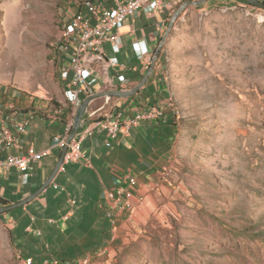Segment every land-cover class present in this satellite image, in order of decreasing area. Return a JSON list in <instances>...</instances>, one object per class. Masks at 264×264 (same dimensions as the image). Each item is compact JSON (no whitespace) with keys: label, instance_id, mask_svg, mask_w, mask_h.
I'll return each instance as SVG.
<instances>
[{"label":"rangeland","instance_id":"obj_1","mask_svg":"<svg viewBox=\"0 0 264 264\" xmlns=\"http://www.w3.org/2000/svg\"><path fill=\"white\" fill-rule=\"evenodd\" d=\"M78 1L0 0L1 85L39 104L65 98L61 31ZM162 49L181 110L174 166L86 264H264V10L186 6ZM0 264H21L1 221Z\"/></svg>","mask_w":264,"mask_h":264},{"label":"crops","instance_id":"obj_2","mask_svg":"<svg viewBox=\"0 0 264 264\" xmlns=\"http://www.w3.org/2000/svg\"><path fill=\"white\" fill-rule=\"evenodd\" d=\"M174 7L175 4L166 5L153 13L147 12L145 7L139 9L121 25L118 49L114 48L115 40L110 39L102 44L99 60L86 55L82 59L86 77L97 78L88 87L86 95L127 90L139 83L149 70ZM133 41L147 49L145 54L139 53ZM162 54L163 49H160L146 82L133 95H105L92 99L77 132L89 121L109 112L122 111L124 115H130L151 105L165 110L167 123L143 120L130 132H120L113 137L94 132L84 143L86 158L62 163L38 196L22 206L0 212V221L21 264L27 258H31L32 264H43L45 259L77 260L86 255L92 261L132 219L117 216L113 228L108 217L111 206L105 193L124 187L131 195L133 215L136 216L144 213L143 204L152 196L151 191L163 187L164 174L171 170L176 160L179 123L166 107L172 97L170 83L159 63ZM118 79L125 81L120 83ZM5 92L4 101L37 111L10 151H49L48 155L34 161L27 172L14 167L0 168V199L11 204L39 189L51 175L62 151L53 145V137L63 132L66 123H74L79 103L71 106L66 96L59 99L64 108L61 119L60 113H55L51 105L43 104L46 108L42 111L40 106L32 105L34 102L29 95L12 87ZM69 105L72 108L70 114L67 112Z\"/></svg>","mask_w":264,"mask_h":264},{"label":"built area","instance_id":"obj_3","mask_svg":"<svg viewBox=\"0 0 264 264\" xmlns=\"http://www.w3.org/2000/svg\"><path fill=\"white\" fill-rule=\"evenodd\" d=\"M185 0H94L85 2L81 6H70L66 9L64 24L61 31V51L64 62L60 69L64 83V94L67 100L77 105L86 95L88 87L96 81V77L87 79L82 59L86 55H93V60L101 58V46L105 41L114 39V48L118 49L120 42L119 29L128 17L145 7L149 13L157 12L166 5H173ZM264 2V0H260ZM140 54H145L146 48H141L140 43L133 41ZM123 83L125 79H118ZM115 85V84H114ZM10 87L0 84V168L14 167L22 172H27L34 161L49 154L48 150L42 152L15 153L10 149L15 145L18 135L24 133L31 117L37 111L17 106L3 100L5 91ZM19 92V91H18ZM31 97L32 105L40 106L45 110L46 106L39 104L36 96ZM166 107L175 119L181 116L180 108L171 98ZM37 110V109H36ZM59 114V111H55ZM143 120H150L165 124L168 117L164 109L158 106H148L138 109L130 115H124L122 111L109 112L105 116L95 118L84 125L77 134L70 139L64 155L63 163H71L81 158H86L84 151L85 141L94 133L101 132L107 137H113L118 133H128L131 128ZM73 122L64 125L63 132L53 137V145L62 148L70 134ZM57 187V185H54ZM110 202L111 211L108 217L113 228L116 227V217L124 215L128 219L133 217L134 207L131 195L122 187H116L105 193ZM90 261L88 255L77 260L45 259L43 264H86ZM24 264H32L31 258L24 260Z\"/></svg>","mask_w":264,"mask_h":264},{"label":"water","instance_id":"obj_4","mask_svg":"<svg viewBox=\"0 0 264 264\" xmlns=\"http://www.w3.org/2000/svg\"><path fill=\"white\" fill-rule=\"evenodd\" d=\"M205 1L206 0H186L174 12V14L172 15V17L170 19V22H169L168 28L165 32V35L162 38L161 43L158 46L157 50L155 51V54L152 58L149 70L146 72V74L144 75V77L141 79V81L139 83H137L135 86H133L132 88L127 89V90H106V91L97 92V93H89L79 102V104L76 107L75 116H74V123L72 126L71 133L69 134L65 145L62 147L61 154L59 156V159H58L56 166H55L53 172L51 173V175L46 179V181L42 184V186L39 189H37L36 191L31 193L26 198L19 200V201H16V202L11 203V204H3L0 202V212H7V211H10L11 209H13L15 207L22 206V205L28 203L30 200H32L36 196H38L41 193V191L49 185V183L52 181L53 177L55 176L57 170L61 167V165L63 163L64 155H65L66 150H67V144L70 141V139L75 136V134H76V132L80 126L82 115L85 112V110L87 109L89 102L92 99L99 97V96H105L106 95V96L127 97V96H131L134 93H136L144 85V83L146 82L150 72L152 71L155 60L158 57V53H159L162 45L164 44L165 39H166L167 35L169 34V31L172 28V24H173L175 18L177 17V15L179 14V12L182 11V9H184L186 6L199 5V4L204 3ZM244 1H246L247 3H249L253 6H256L260 9L264 10V2H262L260 0H244Z\"/></svg>","mask_w":264,"mask_h":264},{"label":"trees","instance_id":"obj_5","mask_svg":"<svg viewBox=\"0 0 264 264\" xmlns=\"http://www.w3.org/2000/svg\"><path fill=\"white\" fill-rule=\"evenodd\" d=\"M92 1H94V0H79L76 4H75V7H78V6H81L83 3H85V2H92ZM242 2H244L247 6H249V7H251V8H254V9H260V8H258V7H256V6H253V5H251V4H249V3H247L246 1H244V0H241ZM182 4V2H178V3H176L175 4V7H178V6H180ZM51 107L54 109V110H57V111H59V115L58 116H60L61 117V119H62V111L64 110V108H63V105L61 104V103H59L58 101H54V100H52L51 101ZM69 104L71 105V106H73L74 104L73 103H71V102H69ZM67 106V112L70 114L71 112H72V108H70L71 106ZM66 114V113H65ZM65 122V121H64ZM0 202L1 203H3V204H10V201H7V200H4V199H0Z\"/></svg>","mask_w":264,"mask_h":264}]
</instances>
